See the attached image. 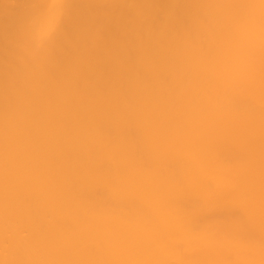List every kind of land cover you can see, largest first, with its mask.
Segmentation results:
<instances>
[{
	"label": "bare ground",
	"instance_id": "1",
	"mask_svg": "<svg viewBox=\"0 0 264 264\" xmlns=\"http://www.w3.org/2000/svg\"><path fill=\"white\" fill-rule=\"evenodd\" d=\"M0 264H264V0H0Z\"/></svg>",
	"mask_w": 264,
	"mask_h": 264
}]
</instances>
